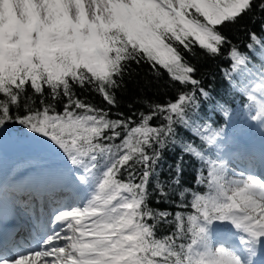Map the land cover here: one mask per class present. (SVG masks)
Here are the masks:
<instances>
[{
	"label": "snow or ice",
	"instance_id": "6c2138e0",
	"mask_svg": "<svg viewBox=\"0 0 264 264\" xmlns=\"http://www.w3.org/2000/svg\"><path fill=\"white\" fill-rule=\"evenodd\" d=\"M133 65L169 91L125 111ZM14 126L30 159L5 169ZM245 127L264 137V0H0V264H257L264 165L229 169Z\"/></svg>",
	"mask_w": 264,
	"mask_h": 264
},
{
	"label": "trees",
	"instance_id": "16d2710c",
	"mask_svg": "<svg viewBox=\"0 0 264 264\" xmlns=\"http://www.w3.org/2000/svg\"><path fill=\"white\" fill-rule=\"evenodd\" d=\"M251 26V22L248 18H245L238 27H235L232 29L230 36L235 37L236 39L242 40L243 33L246 30L247 27ZM193 64H195L198 68V75H203L207 73H215L217 76V91L221 95H225L226 93V86L220 83L219 81V73L216 71V65L218 63H224L222 60L217 58L215 61L209 59L206 57L203 52H200L197 50L196 57L192 59L191 61ZM133 68V76L130 80H128L126 89L124 91H121L118 93V99L121 105V110H127L129 105H133L135 107H141L142 104H146L151 99H156L158 97H161L164 95L166 91H169L164 86V80L160 81H153V86L151 87H145L146 78L144 73L147 72L146 67L137 68L135 65L132 66ZM127 79V78H126ZM210 79V77L206 76V80ZM228 99L232 100L236 108L239 110L241 105V99L239 96H232L230 93L227 96ZM88 100L91 103L101 105L102 102L99 97L89 94ZM115 111V110H114ZM219 119V117H217ZM9 135L12 133H16L18 138L25 136V132L23 129H21L19 126H14L8 130ZM175 156V153L167 152L165 154V169H167V164L173 163V157ZM186 178L188 180L194 179V174L191 173V169H186ZM167 171L162 173V178H166ZM201 192H206V188H200ZM168 231L166 228H161L158 232V234H161L163 232Z\"/></svg>",
	"mask_w": 264,
	"mask_h": 264
},
{
	"label": "rangeland",
	"instance_id": "374dc122",
	"mask_svg": "<svg viewBox=\"0 0 264 264\" xmlns=\"http://www.w3.org/2000/svg\"><path fill=\"white\" fill-rule=\"evenodd\" d=\"M253 129H255L253 131ZM255 131H259L257 130L256 128H248V127H245L243 129V132H242V139H243V144L244 145H248L250 146L251 148L254 147V151L257 152V155H259V151L258 149H255L257 146L256 144L252 143L250 141V138H256L254 135H255ZM260 132V131H259ZM10 136H12V138L17 141V145L19 147H22L23 150L20 154H17V155H14V156H6L4 155L3 156V159H2V164H3V167L5 169H8V168H11L13 166H16L17 164L21 165V166H26L24 165L26 161H28L30 159V153L27 149V143L21 141L20 139H18L17 137V134L16 133H12L10 134ZM250 153L244 149H240V151H236L235 148H233V154L231 156V163L229 164V169H234L236 172H240V171H243L246 168L249 169L250 166L253 165V161H255V157H250V158H253V161L248 158V155ZM261 155L264 157V154L261 153ZM225 159H228V157H225Z\"/></svg>",
	"mask_w": 264,
	"mask_h": 264
},
{
	"label": "bare ground",
	"instance_id": "6f19581e",
	"mask_svg": "<svg viewBox=\"0 0 264 264\" xmlns=\"http://www.w3.org/2000/svg\"><path fill=\"white\" fill-rule=\"evenodd\" d=\"M255 129H253L254 131ZM256 138H250V141L254 144H256V146L262 151V147L264 146V137H262L261 132L259 131H255V135ZM245 139V138H243ZM246 140V139H245ZM244 150L248 151L250 154L248 155V158L250 157H255L256 158V154L255 151L250 148V147H243ZM262 153L264 154V150L262 151ZM253 161V158H250ZM28 161L25 162L24 165L27 164ZM258 163L257 160L255 159V161H253V165L249 167V169L255 171V169L258 170ZM10 216L12 218V220L10 221V226L8 227V230L13 229L16 225H18L21 222V216H15L10 212ZM264 256V255H263Z\"/></svg>",
	"mask_w": 264,
	"mask_h": 264
},
{
	"label": "water",
	"instance_id": "95a60500",
	"mask_svg": "<svg viewBox=\"0 0 264 264\" xmlns=\"http://www.w3.org/2000/svg\"><path fill=\"white\" fill-rule=\"evenodd\" d=\"M19 139L23 142H26L27 144L30 143V141L26 139L25 136H22ZM22 150L23 148L17 145V141H15L12 136L9 135L4 145V154L6 156H13L21 153Z\"/></svg>",
	"mask_w": 264,
	"mask_h": 264
}]
</instances>
